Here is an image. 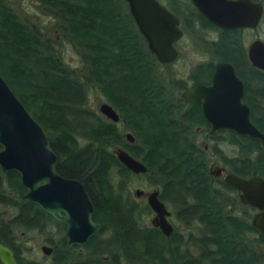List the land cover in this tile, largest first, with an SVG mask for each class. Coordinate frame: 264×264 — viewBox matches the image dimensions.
<instances>
[{"label": "trees", "instance_id": "16d2710c", "mask_svg": "<svg viewBox=\"0 0 264 264\" xmlns=\"http://www.w3.org/2000/svg\"><path fill=\"white\" fill-rule=\"evenodd\" d=\"M160 1L179 17L193 47L209 57L186 78L164 76L124 0H36L53 18L58 41L0 0V74L49 137L58 173L84 184L98 225L84 247L68 248L64 222L21 198L18 173L0 170V243L18 264H35L20 242L21 234L34 231L53 246L48 264H264V234L228 214L230 198L222 192L233 188L209 170L215 159L238 176L264 178V147L230 131L211 136L200 107L180 97L189 81H207L216 61H230L245 82L253 122L264 132V72L248 64L240 29L215 28L189 0ZM210 31H216L214 39ZM60 43L77 54L79 71L63 64L56 51ZM248 72H257L258 84ZM90 90L118 112V123L86 106ZM201 137L212 141L207 150ZM118 147L144 163L147 172L140 176L147 186L161 188V200L186 232L175 227L166 237L146 224L151 210L131 196L136 174L118 161ZM247 231L257 232L259 248L245 242Z\"/></svg>", "mask_w": 264, "mask_h": 264}, {"label": "water", "instance_id": "95a60500", "mask_svg": "<svg viewBox=\"0 0 264 264\" xmlns=\"http://www.w3.org/2000/svg\"><path fill=\"white\" fill-rule=\"evenodd\" d=\"M148 50L160 63H170L177 57L174 43L183 31L178 17L159 0H124ZM197 11L214 25L226 28H255L263 13L261 1L253 0H190ZM252 66L264 71V41L255 39L247 47ZM180 96L201 108L209 125V133L230 131L239 136L258 140L264 147V132L252 121L249 106L244 102V85L229 62H218L209 84L194 82ZM107 120L118 122L119 115L107 102L98 108ZM124 137L134 142V136ZM118 161L134 174L147 171L144 163L122 148H115ZM58 157L40 123L28 111L4 77L0 74V170L19 174L24 188L22 199L36 204L55 220H64L68 247L88 243L97 232L92 219L93 204L84 185L77 179L66 178L57 172ZM217 176L239 191L242 203L258 209L252 224L264 233V178L240 177L217 167ZM146 197L154 216L153 227L169 236L173 227L167 219L170 211L159 198L158 189L144 193L136 189L137 197ZM49 255L52 248L42 246ZM2 264H17L12 251L0 243Z\"/></svg>", "mask_w": 264, "mask_h": 264}, {"label": "rangeland", "instance_id": "374dc122", "mask_svg": "<svg viewBox=\"0 0 264 264\" xmlns=\"http://www.w3.org/2000/svg\"><path fill=\"white\" fill-rule=\"evenodd\" d=\"M6 1L22 20L27 21L28 23H32L39 27L44 37L55 38L56 41L59 40V37L54 28L55 22L53 18L45 15L39 8L38 4H35V0ZM262 1L264 3V0ZM214 36V34L209 33V37ZM243 38L246 45L257 38L264 41V24H260L255 29H244ZM175 46L178 50V57L175 61L167 65H161V71L164 76L168 78H186L192 67L195 64L204 61L207 56L197 51L196 48L193 47L192 42L188 37H183L182 39H180L175 44ZM56 51L61 55L63 64L67 68L75 71H79L81 69L79 57L69 44L60 43L59 45H56ZM187 84L190 85L191 81H189ZM104 102H106L105 97L99 91H89L86 105L87 107L99 113L98 108ZM121 131L123 135L125 132H127L124 128H121ZM200 143L204 146L206 145L207 147H209L212 144V141L208 140L207 138L201 137ZM221 147H223L228 152L231 150L230 147H227L223 144L221 145ZM213 161L215 165L224 166L221 162H218L215 159H213ZM146 186L147 184L145 182V179L142 176L136 174V177L131 180L129 185L131 196L136 200H145L144 197H137L135 195V189L141 188L148 191L153 188V186L151 188H148ZM166 205L172 211L171 206L168 204ZM152 216V212L147 216L146 224L148 226H152ZM170 221L175 227H177L179 232H186L187 228H185L180 222H177L173 216L170 218ZM192 230L196 234L195 227H193ZM20 242L24 249V255L28 260H34L37 262V264H46L49 262V258L44 256L40 249V246L43 244L51 245L49 242L45 241L44 234L39 233L37 231L30 232L25 235H21Z\"/></svg>", "mask_w": 264, "mask_h": 264}, {"label": "flooded vegetation", "instance_id": "af4514ba", "mask_svg": "<svg viewBox=\"0 0 264 264\" xmlns=\"http://www.w3.org/2000/svg\"><path fill=\"white\" fill-rule=\"evenodd\" d=\"M160 1V0H159ZM253 1H261L262 2V5H263V13H262V17H261V19H260V21H259V23H258V25L255 27V28H257L260 24H263V22H262V20H263V14H264V3H263V1L262 0H253ZM161 2V1H160ZM37 2H36V0H35V4H36ZM162 3V2H161ZM189 3L193 6V4L191 3V1L189 0ZM163 5H165L164 3H162ZM166 6V5H165ZM167 7V6H166ZM194 7V6H193ZM168 8V7H167ZM194 9L197 11V9L194 7ZM198 12V11H197ZM199 13V12H198ZM175 14V13H174ZM200 14V13H199ZM176 15V14H175ZM201 15V14H200ZM177 16V15H176ZM202 16V15H201ZM178 17V16H177ZM204 19H206L204 16H202ZM178 19H179V17H178ZM207 20V19H206ZM208 21V20H207ZM179 22H180V19H179ZM209 22V21H208ZM210 24H212L215 28H217V29H226V28H221V27H218V26H216V25H214L213 23H211V22H209ZM180 27H181V29H182V25H181V22H180ZM255 28H234V29H240L241 31H242V35H243V30L244 29H255ZM182 31H183V29H182ZM216 32V31H215ZM215 32H213V31H210L209 33H211V34H214L215 36H216V33ZM209 33H208V35H209ZM215 36L214 37H210V38H212V39H214L215 38ZM183 37H185L184 36V31H183V35H182V37L180 38V39H182ZM179 39V40H180ZM257 39H259V38H257ZM179 40H177L175 43H174V45L179 41ZM255 40V39H254ZM261 40V39H260ZM253 41V40H252ZM251 41V42H252ZM263 41V40H262ZM251 42H249V43H251ZM249 43L246 45L245 44V41H244V38H243V44H244V47H245V54H246V59H247V62H248V64L250 65V66H252V64H251V62L249 61V59H248V56H247V47H248V45H249ZM176 47V46H175ZM176 50H177V48H176ZM177 52H178V50H177ZM153 55V54H152ZM207 56V55H206ZM177 57H178V54H177ZM176 57V58H177ZM209 59V57L207 56L206 57V59L204 60V61H207ZM176 60V59H175ZM174 60V61H175ZM173 62V61H172ZM202 62V61H201ZM218 62H229V63H231L232 65H233V63L232 62H230V61H216L215 63H214V67H213V70H212V73H211V75H210V78L207 80V81H205V82H202V81H198V82H201V83H204V84H209L210 83V81H211V77H212V74H213V72H214V69H215V65H216V63H218ZM160 63V62H159ZM171 63V62H170ZM200 63V62H199ZM161 65H167V64H169V63H160ZM198 64V63H197ZM196 65V64H195ZM194 65V66H195ZM193 66V67H194ZM233 67H234V70H235V73H236V75L242 80V82H243V85H244V102L249 106V104L247 103V101L245 100V93H246V87H245V82H244V80L238 75V73L236 72V69H235V66L233 65ZM254 69H256V70H258V71H261V72H264V71H262V70H259V69H257V68H255L254 66H252ZM257 72H248V76H249V78H251V80H252V82L253 83H256V84H258L259 83V81H258V75H255ZM194 82H197V81H191V84L190 85H188L187 84V87L185 88V89H187V88H189ZM185 89H183V90H185ZM183 90H181L180 91V94H181V92L183 91ZM181 97V96H180ZM182 98V97H181ZM251 100H253V101H258V99L256 98V97H251ZM112 106V105H111ZM199 107V106H198ZM259 107V106H258ZM249 108H250V106H249ZM201 109V108H200ZM250 111H251V108H250ZM117 112V111H116ZM118 113V112H117ZM119 115V114H118ZM251 118H252V112H251ZM205 119V118H204ZM119 121V120H118ZM206 121V120H205ZM252 121H253V119H252ZM114 123H118V122H114ZM207 123V122H206ZM255 124V123H254ZM256 125V124H255ZM197 131L200 133V134H202V133H204V129L203 128H197ZM262 131V130H261ZM127 132H130V131H127ZM207 132L209 133V128H208V130H207ZM218 132H220V131H218ZM217 132V133H218ZM263 132V131H262ZM131 133V132H130ZM216 133V134H217ZM210 134V133H209ZM215 134V135H216ZM211 135V134H210ZM215 135H211V136H215ZM49 138V137H48ZM126 139V138H125ZM127 140V139H126ZM134 140H135V138H134ZM129 142V141H128ZM130 143H132V142H130ZM204 146V145H203ZM262 146V145H261ZM204 148L207 150L208 149V147L205 145L204 146ZM114 150V149H113ZM58 157V156H57ZM58 162H59V159H58ZM57 165H58V163H57ZM217 167H224V166H218V165H215L214 164V161H211L210 162V164H209V170H210V174L215 178V179H217V180H221L223 183H225L224 181H223V179H222V176H217L216 174H215V170H216V168ZM228 172H231L230 170H228L226 167H224ZM58 172V171H57ZM131 172V171H130ZM147 172V171H146ZM145 172V173H146ZM233 173V172H232ZM144 174V173H143ZM137 175H141V174H137ZM253 176H258V175H253ZM20 177V176H19ZM64 177V176H63ZM241 177V176H240ZM250 177H252V176H250ZM250 177H243V178H250ZM259 177H261V176H259ZM66 178H68V177H66ZM263 178V177H262ZM72 179H74V178H72ZM81 182V181H80ZM83 184V183H82ZM226 185H229V184H227V183H225ZM84 185V184H83ZM229 186H231V185H229ZM85 187V186H84ZM146 187H150V186H146ZM152 187V186H151ZM150 187V188H151ZM232 188H233V190L230 192V191H223L222 192V194L224 195V197H226V198H230V201H229V203H227L226 204V210H227V212H228V214L229 215H232V216H234V217H237V218H240V219H246V220H248L250 223H251V225H252V227L257 231V232H260V233H262L261 231H259L257 228H255L254 226H253V224H252V220H253V218H254V216H255V214L258 212V209L257 208H255V207H253V206H251V205H248V204H244V203H242L241 202V200L239 199V191L237 190V189H235L233 186H231ZM136 189H140V190H143L144 191V193H146V192H149V191H152V190H154V189H158V191H159V198H160V192H161V188L159 187V186H153V188L152 189H150V190H148V191H146L145 189H141V188H136ZM135 189V190H136ZM86 190V189H85ZM25 191V190H24ZM87 192V191H86ZM89 195V194H88ZM90 197V196H89ZM139 197H144L145 198V202H146V197H145V195L144 194H142L141 196H139ZM21 198H22V195H21ZM91 199V198H90ZM160 200H161V198H160ZM92 201V200H91ZM162 201V200H161ZM162 202H164V201H162ZM31 203V202H30ZM147 203V202H146ZM165 203V202H164ZM34 204V203H33ZM92 204H93V202H92ZM36 205V204H35ZM165 205H166V203H165ZM39 207V206H38ZM166 207H167V205H166ZM40 208V207H39ZM93 208H94V206H93ZM150 208V207H149ZM41 209V208H40ZM167 209L170 211V216L167 218L169 221H170V218L173 216V211H171L168 207H167ZM42 210V209H41ZM151 210V209H150ZM45 212V211H44ZM93 212H94V210H93ZM152 212V211H151ZM48 214V213H47ZM152 215L154 216V213L152 212ZM51 216V215H50ZM152 216V217H153ZM52 217V216H51ZM53 218V217H52ZM92 219H93V216H92ZM152 219V218H151ZM56 221H59V220H56ZM61 221H63L64 222V220H61ZM170 223H171V221H170ZM64 224H65V222H64ZM172 224V223H171ZM153 227V226H152ZM172 227H173V231H174V228H175V226L172 224ZM156 228V227H155ZM158 229V228H157ZM196 229V234H197V228H195ZM98 231V230H97ZM160 231V230H159ZM256 231H247V232H244L243 234H244V236H245V242H247V244H249L250 246H253L254 248H259L261 245H259V242H258V236H257V232ZM65 232H66V224H65ZM65 232H64V237H65ZM161 232V231H160ZM97 233V232H96ZM96 233L94 234V235H96ZM173 233V232H172ZM171 233V234H172ZM170 234V235H171ZM264 234V233H263ZM22 235V234H21ZM93 235V236H94ZM164 235V234H163ZM169 235V236H170ZM92 236V237H93ZM165 236V235H164ZM169 236H166V237H169ZM91 237V238H92ZM90 238V239H91ZM65 240H66V238H65ZM90 241V240H89ZM88 241V242H89ZM66 244H67V241H66ZM86 245V244H85ZM85 245H82V246H77V245H73V246H71V247H68V245H67V247L68 248H73V247H78V248H82V247H84ZM42 246H49V247H51L52 248V251H51V253L49 254V255H46L44 252H43V250H42ZM264 247V245L261 247V248H263ZM9 248V247H8ZM10 249V248H9ZM40 249H41V252L43 253V255L44 256H46V257H48V258H50V256L52 255V253H53V246L52 245H46V244H43V245H41L40 246ZM264 249V248H263ZM11 250V249H10ZM12 251V250H11ZM12 253H13V251H12ZM13 256H14V254H13ZM15 258V257H14ZM15 261H16V259H15ZM31 261H34V260H31ZM35 262V264H37V262L36 261H34ZM2 263V262H1ZM17 263V262H16ZM49 263V262H48ZM48 263H46V264H48ZM18 264V263H17Z\"/></svg>", "mask_w": 264, "mask_h": 264}]
</instances>
